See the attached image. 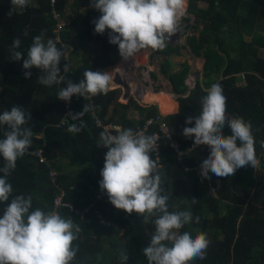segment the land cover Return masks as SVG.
<instances>
[{
    "label": "trees",
    "instance_id": "trees-1",
    "mask_svg": "<svg viewBox=\"0 0 264 264\" xmlns=\"http://www.w3.org/2000/svg\"><path fill=\"white\" fill-rule=\"evenodd\" d=\"M89 2L56 0L54 11L66 24L58 35V42L50 0H29L22 13L12 16L7 15L10 0H0V113L13 105H20L32 117L25 125L32 130L31 146L23 157L18 158L8 181L13 196H31L32 210L58 211L80 228L73 242L78 251L72 264H122L121 253L128 256L125 264H147L142 250L149 245L150 235L154 233V218H149L146 223L135 213L118 210L108 201L107 195L101 193L99 173L107 149L98 148L97 141L105 126L116 125L136 132L148 118L159 114L158 106L143 107L133 97L124 104L118 89L109 90L107 95H98L92 100L73 96L67 111L66 103L56 99L65 83L45 87L37 82L42 75L37 69H31L32 75L25 78L24 72L28 70L23 69V61L9 59L14 38L20 37L18 50L26 53L33 37L43 30L45 41L53 39L58 48L68 45L78 49V41L89 46L86 52L90 53V60H84L82 65L75 63L66 50L60 73L65 82L68 79L79 81L89 69L109 73V68L117 63L118 46L108 43V30L103 35L94 33L91 21L98 18L99 13L89 8ZM202 2L207 4L206 9L199 7ZM70 6L74 12L83 14L69 22ZM188 12L194 16V28L200 30L198 36L188 38V44L197 56L204 54V76L208 80L197 81L184 96L189 90L186 80L190 66L185 62L181 71L169 73L170 62L163 63L162 71L170 79L174 93L179 95L175 111L164 118L172 138L182 149L190 146L194 138L185 139L181 133L183 127H192L194 123L185 125L184 121L188 116L199 114L206 89L219 83L226 97V114L242 117L251 123L260 164L257 170L251 166L241 167L231 177H217L210 172V178H202L199 165L210 151L208 146L194 149L180 161L165 142L162 164L158 167L162 194L169 198L170 212L188 210L194 217H199V223L186 224L180 229L181 233L188 231L195 236L202 232L210 241L205 259L190 264H264V147L261 146L264 143V58L259 56L260 50H264V0H188ZM25 32L27 36L23 35ZM178 50V47L166 43L163 50L153 51L159 55H171ZM64 65L68 66L67 71H64ZM119 67L122 68L120 71ZM115 73L123 80L118 85L133 94L125 85L130 84L135 95L138 94L140 82L130 76L121 63ZM218 74L222 80L216 82L214 77ZM112 81L110 87L118 88ZM83 104L94 105V110L83 117L85 125L82 130L72 134L67 131L64 116L69 111H82ZM169 107L162 110L168 111ZM130 111H137V118H130ZM97 119L103 128L96 126ZM4 130L0 128V138ZM225 133H229L227 128ZM38 151L43 152L45 163L36 156ZM0 166H3L2 158ZM257 171L260 174L255 176ZM51 173H55L54 182ZM211 180L216 186L213 194L209 193ZM62 194V205L55 208L54 202ZM192 199L197 202L193 204ZM90 205L93 208L85 215L90 223L86 224L75 212H83ZM4 207L0 204V214ZM97 215H101L110 226L100 225Z\"/></svg>",
    "mask_w": 264,
    "mask_h": 264
},
{
    "label": "clouds",
    "instance_id": "clouds-1",
    "mask_svg": "<svg viewBox=\"0 0 264 264\" xmlns=\"http://www.w3.org/2000/svg\"><path fill=\"white\" fill-rule=\"evenodd\" d=\"M28 3L29 0H10L7 15L22 13ZM89 8L99 13L98 18L91 21L94 33L103 35L108 30V43L117 45L121 60L127 62L142 51L165 48L167 37L178 30L179 22L186 14V0H90ZM20 46V37L14 38L9 59L23 61V69L28 70L24 72L25 78H29L31 69L35 68L42 73L37 80L39 84L51 87L65 83L56 99L65 103H70L73 96L92 100L114 90L110 88V73L90 69L79 81L68 79L65 82L60 75L61 59L70 48L68 45L58 48L51 38L45 41L43 30L33 37L26 53L18 50ZM63 68L67 71L68 66ZM226 107L222 86L213 83L201 99L199 114L188 116L184 121L185 125L194 123L192 127H183L181 133L185 139L194 138L193 148L208 146L210 149L199 165L202 178H210V172L217 177H231L241 167L259 168L251 123L242 117L228 116ZM93 110L94 105L83 104L82 111H69L64 116L67 131L79 133L85 125L83 117ZM31 118V113H25L20 105L0 113V128L5 129L0 138L3 161L0 166V204L5 205L0 214V264H72L78 251L73 242L80 228L58 211L32 210L31 196H13L8 181L18 158L23 157L31 146L32 130L25 127ZM96 126L104 127L98 119ZM225 128L229 130L228 134ZM97 146L107 149L99 173L101 193L106 194L118 210L135 213L146 223L149 218H154V233L149 245L142 250L147 264H190L205 259L210 243L206 234L200 232L193 236L188 231L180 232L186 224L199 223V217H194L188 210H168L169 198L162 194L158 165L151 156L157 149L156 139L131 128H120L114 135L101 131ZM261 146L264 147V143ZM196 202L197 199H192L193 204ZM127 259L126 253L120 254L122 264Z\"/></svg>",
    "mask_w": 264,
    "mask_h": 264
},
{
    "label": "rangeland",
    "instance_id": "rangeland-1",
    "mask_svg": "<svg viewBox=\"0 0 264 264\" xmlns=\"http://www.w3.org/2000/svg\"><path fill=\"white\" fill-rule=\"evenodd\" d=\"M199 7L206 9L207 4L203 2L199 3ZM68 13L71 14L70 18H67L69 22L71 21V19H75L77 17L79 18L83 14V12L82 13L74 12L72 6H70V9H68ZM194 24H195L194 16L188 12V0H186V14L184 17L181 18L179 22L178 30L175 33L168 36L166 39L167 44L179 48L178 53H173L171 55H167V54L159 55V54H155V52L151 49H148L146 55L145 53H141L140 55L141 59L139 60V64L136 68L137 70L135 69V73L142 81V83H140V89L138 94L137 95L130 94V92H126V90L123 89L120 85H118V88H113L112 86L110 87L111 89L114 90L120 89L121 91L120 99L122 103L126 104L129 98L133 97L142 106L143 104H148V103L142 102L140 99L137 98L138 97L147 98L148 100L158 102L157 106L159 107L160 113H162L163 115H165L164 113H166L167 116L173 114L172 112L175 111V107L177 105L176 104L177 94H175L173 91V86L170 79L162 71L163 70L162 65L166 61H169L171 64L169 67V73H175L181 71L183 69V64L185 62L188 63V65L190 66L189 74L186 80L188 87L194 86V83L196 84L197 81L205 82L208 80V78L204 76V69H203L205 63L204 54L201 56H197L195 53L191 51L190 46L188 44V40H189L188 38H190L191 36H198V34L200 33V30H196L194 28ZM200 28L201 26H199V29ZM78 43L80 45L78 49L75 46L71 47L69 54H71V59L74 60L75 63L77 62L78 65H82V62L84 60L85 61L90 60L89 57L90 53L86 52V49H88L89 46L88 44H84V42L78 41ZM77 50L78 52L75 59V54ZM69 54H67V57L69 56ZM259 56L262 59L264 58V50H260ZM68 58L70 59V56ZM115 59L117 63L113 67L109 68L110 70L109 73L112 77V80L118 78L120 81H123L122 78L118 77V74L115 73V70L120 63L125 68L126 65L128 64V61L127 62L122 61L119 55H116ZM121 69L122 68L118 70L120 71ZM214 76L215 75H213V77ZM112 80L110 84L113 83ZM214 80L216 82L221 81L222 80L221 74L216 75L214 77ZM115 83L117 84V82H114V84ZM168 99H171L169 110L168 111L161 110L163 108L162 106L163 102H165ZM150 104L151 106H154L152 105L153 104L152 102H150ZM129 113L130 116L132 117L138 116L137 111H130ZM258 174H260L259 171L256 172L255 176H258ZM216 185H218V182H216ZM209 191H211L213 194L214 188L210 187Z\"/></svg>",
    "mask_w": 264,
    "mask_h": 264
},
{
    "label": "built area",
    "instance_id": "built-area-1",
    "mask_svg": "<svg viewBox=\"0 0 264 264\" xmlns=\"http://www.w3.org/2000/svg\"><path fill=\"white\" fill-rule=\"evenodd\" d=\"M56 0H50V6L52 8L51 11V16H53L54 21L57 24V28L55 30V34L57 35V41L59 42V34L64 31L65 29V22L63 21L62 17L60 14L55 13L54 11V5H55ZM191 88V86H189ZM193 87V86H192ZM195 87V83H194ZM71 103H66V110L68 111L70 109ZM167 115H163L162 113L157 114L156 116H152L148 118L143 125H141L136 132L138 133H144L147 135H151L156 139V151L154 150L151 155L154 157L158 167H161L162 164V154H163V144L165 145V142L168 143V146H170L174 153L177 155L178 159L181 161L182 158L186 155H189L194 149L193 148V140L190 146H188L185 149H182L179 142L174 140L172 138L171 130L169 126L166 124L164 121V118ZM64 125V123H62ZM122 128L121 126H116V125H111V126H105L104 130L109 132L110 134L116 133L117 129ZM198 148V147H197ZM36 156L40 158L41 163H45V159L43 158V152L38 151L36 153ZM50 178L52 181H55V173L50 174ZM64 194L61 195V197H58L55 202H54V207L57 208L62 205ZM93 206H89L87 209H85L83 212H75L76 215L79 217V219L86 224H89L90 221L86 218V213L89 211V209H92ZM97 220L100 225L103 227H109L110 223L105 221L101 215H97Z\"/></svg>",
    "mask_w": 264,
    "mask_h": 264
},
{
    "label": "bare ground",
    "instance_id": "bare-ground-1",
    "mask_svg": "<svg viewBox=\"0 0 264 264\" xmlns=\"http://www.w3.org/2000/svg\"><path fill=\"white\" fill-rule=\"evenodd\" d=\"M148 50H145L144 52L142 51L141 53H147ZM141 53L137 54L133 59H129L128 60V64L126 65V67L124 68L125 71L130 75L132 76L135 80H137L138 82L142 83L141 79L137 76V74L135 73V69L137 68L138 64H139V60L141 59L140 58V55ZM144 55V54H143ZM137 70V69H136ZM126 86H128L130 88V90L132 91L133 95H135L134 93V90H133V87L130 85V84H125ZM136 97V96H134ZM137 99H140L142 102H145V103H156L158 105V102L157 101H152V100H148L147 98H140L138 97ZM170 100H166L165 102H163L162 106L163 107H168L170 106ZM173 105V103H172Z\"/></svg>",
    "mask_w": 264,
    "mask_h": 264
},
{
    "label": "water",
    "instance_id": "water-1",
    "mask_svg": "<svg viewBox=\"0 0 264 264\" xmlns=\"http://www.w3.org/2000/svg\"><path fill=\"white\" fill-rule=\"evenodd\" d=\"M116 82H117V85L120 84V83H122V81H120L118 78H117V81H116ZM186 84H187V83H186ZM193 88H194V86L191 87V88L189 87L188 93H186L184 96H187ZM178 97H179V95L176 96V99H177ZM152 105L157 106L156 103H155V104L153 103ZM142 106H143V107H150L151 104H150V103H149V104H143ZM210 185H211L212 188H214V190L216 189V186H215L214 180H211V181H210ZM209 193L211 194L212 192L209 191ZM215 195H216V196L218 195V192H217V191L215 192Z\"/></svg>",
    "mask_w": 264,
    "mask_h": 264
},
{
    "label": "crops",
    "instance_id": "crops-1",
    "mask_svg": "<svg viewBox=\"0 0 264 264\" xmlns=\"http://www.w3.org/2000/svg\"><path fill=\"white\" fill-rule=\"evenodd\" d=\"M116 81H117V79L114 80V82H116ZM172 86H173V85H172ZM168 100L171 101V99H168ZM176 104H177V103H176ZM176 106H177V105H176ZM175 109H176V107H175ZM161 110H162V109H161ZM168 110H169V109H168ZM164 114L166 115V113H164ZM129 117H130V118H137L136 116H135V117L130 116V113H129Z\"/></svg>",
    "mask_w": 264,
    "mask_h": 264
}]
</instances>
